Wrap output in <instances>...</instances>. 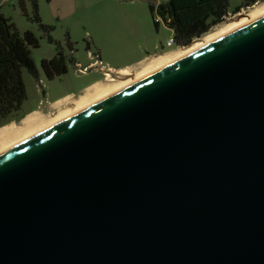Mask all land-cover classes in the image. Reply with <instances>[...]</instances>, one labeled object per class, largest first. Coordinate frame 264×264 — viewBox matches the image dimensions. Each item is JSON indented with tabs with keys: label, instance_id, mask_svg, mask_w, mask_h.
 <instances>
[{
	"label": "water",
	"instance_id": "1",
	"mask_svg": "<svg viewBox=\"0 0 264 264\" xmlns=\"http://www.w3.org/2000/svg\"><path fill=\"white\" fill-rule=\"evenodd\" d=\"M0 264H264V17L0 155Z\"/></svg>",
	"mask_w": 264,
	"mask_h": 264
},
{
	"label": "rangeland",
	"instance_id": "2",
	"mask_svg": "<svg viewBox=\"0 0 264 264\" xmlns=\"http://www.w3.org/2000/svg\"><path fill=\"white\" fill-rule=\"evenodd\" d=\"M36 1L38 16L47 30L35 20L32 0H1L0 4L2 14L21 34L30 31L40 42L38 49H32L39 79L24 72L28 100L22 111L4 125L14 124V132L2 136L0 150L73 111L82 101L95 102L102 96V89L115 87L154 67L158 56L178 51L170 55L173 57L197 40L186 47L170 46L173 31L157 15L156 19L153 18L149 3L144 0ZM262 3L234 13L243 0H230V13L225 22L214 27L210 33H219L238 16L249 14ZM156 20L160 22L159 26H156ZM58 51L68 57L73 56L74 61L69 63L66 75L50 81L42 69V61L55 58ZM151 56L154 57L139 66ZM124 68L133 69L130 71L134 76L124 77L115 83L100 82L103 72L117 73ZM88 69L91 72L85 74ZM130 71L127 70L128 74ZM96 82L100 83L98 90L93 87L86 90ZM70 95L76 96L55 103Z\"/></svg>",
	"mask_w": 264,
	"mask_h": 264
},
{
	"label": "trees",
	"instance_id": "3",
	"mask_svg": "<svg viewBox=\"0 0 264 264\" xmlns=\"http://www.w3.org/2000/svg\"><path fill=\"white\" fill-rule=\"evenodd\" d=\"M33 1L35 20L41 28L47 30L38 16V4ZM159 5L150 4V11L157 15L164 25L173 31V40L177 47L189 46L195 39L209 34L229 15L230 0H158ZM264 0H243L236 8L239 13ZM1 4V0H0ZM156 26L160 22L155 21ZM40 42L30 31L21 34L11 20L5 18L0 6V127L22 111L28 100L24 72L39 79V71L33 58L32 49H38ZM74 57H68L58 51L55 58L42 61V69L52 81L68 73L69 63ZM76 64V63H75Z\"/></svg>",
	"mask_w": 264,
	"mask_h": 264
},
{
	"label": "bare ground",
	"instance_id": "4",
	"mask_svg": "<svg viewBox=\"0 0 264 264\" xmlns=\"http://www.w3.org/2000/svg\"><path fill=\"white\" fill-rule=\"evenodd\" d=\"M262 17H264V2L262 4H259V6H257V8H255L249 14L238 16L237 20H234V21L228 23L226 26H224V28L219 33H209V34L205 35L203 38L197 39L192 45H190L187 48H184L180 53L175 54L173 57H171L170 55H173L174 53H177L178 51H172L168 54L158 56L157 60H156L157 62H155L154 67L147 68L140 75L135 76L134 78L129 79L127 81H122L121 84L116 85L115 87L102 89V91H101L102 96L100 98H98L95 102L86 103L85 101H82L81 103H79L77 108L74 109L73 111H70V112L58 117L55 121L50 122L48 125H46L45 127H43L42 129H40L38 131L27 133V135L24 138H22L20 141L16 140L12 144L3 147L0 150V155H2L3 153H6L7 151L12 149L16 145L22 143L23 141H26L27 139L34 137V136L42 133L43 131H45L47 129H50L56 125H59L65 121H67L68 119H70L73 116L79 114L80 112L88 109L89 107L98 103L99 101H101L107 97H110L111 95L118 93L119 91H122V90H124V89H126L132 85H135L136 83H138L139 81H141L145 77L155 73L156 71L177 62L178 60L186 57L187 55L192 54V53L214 43L215 41L219 40L220 38L225 37V36L249 25L250 23H252V22H254V21H256ZM128 73L129 72H127V71H123L121 74L129 75ZM99 84L100 83H97L96 85L93 86V88L98 90L100 88ZM13 126H14V124H10V125H7V126H4L3 128H1L0 129V139L2 138V136L8 135V134H11V132H14Z\"/></svg>",
	"mask_w": 264,
	"mask_h": 264
},
{
	"label": "flooded vegetation",
	"instance_id": "5",
	"mask_svg": "<svg viewBox=\"0 0 264 264\" xmlns=\"http://www.w3.org/2000/svg\"><path fill=\"white\" fill-rule=\"evenodd\" d=\"M158 55V54H157ZM154 56H156V55H154ZM154 56H151V57H147V60H144V61H142V62H140L139 63V66L141 65V64H143V63H146L150 58H152V57H154ZM130 70H133V69H129V71ZM91 72V70L90 69H88L87 70V72L85 73V74H89ZM131 72V71H130ZM122 72L120 71V72H103L102 74H101V76H102V79L100 80V82H112V83H115V82H118V81H120V79H124V77H125V79H127L128 77H131V76H134V74L131 72L129 75H123V74H121ZM33 112H35V111H33Z\"/></svg>",
	"mask_w": 264,
	"mask_h": 264
},
{
	"label": "crops",
	"instance_id": "6",
	"mask_svg": "<svg viewBox=\"0 0 264 264\" xmlns=\"http://www.w3.org/2000/svg\"><path fill=\"white\" fill-rule=\"evenodd\" d=\"M145 60H147V58H146ZM143 61H144V60H143ZM127 70H129V68H124V69L121 70V72H123V71H127ZM96 84H97V82L94 83L93 85H91L90 87L86 88V90L89 89V88H91V87H93V86L96 85ZM84 91H85V90H84ZM75 96H76V95H70V96H67V97H65V98H63V99H60L59 101H57V102H55V103H58V102H60V101H62V100L68 99V98H74Z\"/></svg>",
	"mask_w": 264,
	"mask_h": 264
},
{
	"label": "built area",
	"instance_id": "7",
	"mask_svg": "<svg viewBox=\"0 0 264 264\" xmlns=\"http://www.w3.org/2000/svg\"><path fill=\"white\" fill-rule=\"evenodd\" d=\"M169 45L170 46H173V45H175V42H174V40L172 39V41L169 43ZM81 71H83V73H84V69L83 70H81Z\"/></svg>",
	"mask_w": 264,
	"mask_h": 264
}]
</instances>
